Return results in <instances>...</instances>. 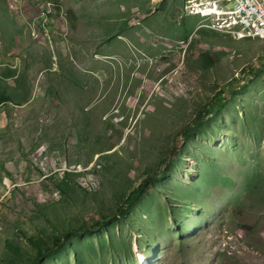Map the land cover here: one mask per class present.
Returning <instances> with one entry per match:
<instances>
[{
  "label": "rangeland",
  "instance_id": "1",
  "mask_svg": "<svg viewBox=\"0 0 264 264\" xmlns=\"http://www.w3.org/2000/svg\"><path fill=\"white\" fill-rule=\"evenodd\" d=\"M186 2L0 0V264H264V36Z\"/></svg>",
  "mask_w": 264,
  "mask_h": 264
},
{
  "label": "built area",
  "instance_id": "2",
  "mask_svg": "<svg viewBox=\"0 0 264 264\" xmlns=\"http://www.w3.org/2000/svg\"><path fill=\"white\" fill-rule=\"evenodd\" d=\"M186 4H226V10L220 15H234L230 36L252 33L254 29H264V0H187ZM236 21H245V29L236 28Z\"/></svg>",
  "mask_w": 264,
  "mask_h": 264
},
{
  "label": "trees",
  "instance_id": "3",
  "mask_svg": "<svg viewBox=\"0 0 264 264\" xmlns=\"http://www.w3.org/2000/svg\"><path fill=\"white\" fill-rule=\"evenodd\" d=\"M185 38H189L191 32L188 29L184 31ZM16 77L13 70H1L0 71V104L14 103L16 105H21L29 101L27 98L17 99L13 95L15 87L7 83V79Z\"/></svg>",
  "mask_w": 264,
  "mask_h": 264
},
{
  "label": "bare ground",
  "instance_id": "4",
  "mask_svg": "<svg viewBox=\"0 0 264 264\" xmlns=\"http://www.w3.org/2000/svg\"><path fill=\"white\" fill-rule=\"evenodd\" d=\"M219 6L222 7V11L219 10V8H220ZM217 7H218V11H216V13H222L226 10V4H221V5L219 4ZM229 16H231L233 18V21H234V15H229ZM236 28L245 29V21H236ZM229 32H232V29L229 30ZM263 36H264V29H262V30L261 29H254L253 34L252 33H245L244 35H236V36H234V38H236V39L252 38L253 39V37H263Z\"/></svg>",
  "mask_w": 264,
  "mask_h": 264
}]
</instances>
